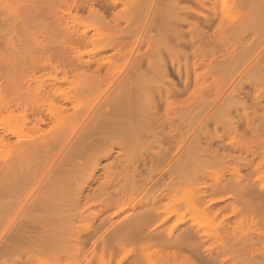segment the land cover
<instances>
[{
  "label": "rangeland",
  "instance_id": "rangeland-1",
  "mask_svg": "<svg viewBox=\"0 0 264 264\" xmlns=\"http://www.w3.org/2000/svg\"><path fill=\"white\" fill-rule=\"evenodd\" d=\"M10 2L0 40L23 52ZM95 7L74 23L82 64L42 77L57 86L41 137L1 150L0 264H264V0ZM51 130L7 175L17 143Z\"/></svg>",
  "mask_w": 264,
  "mask_h": 264
},
{
  "label": "bare ground",
  "instance_id": "bare-ground-1",
  "mask_svg": "<svg viewBox=\"0 0 264 264\" xmlns=\"http://www.w3.org/2000/svg\"><path fill=\"white\" fill-rule=\"evenodd\" d=\"M10 1L12 3L11 14L14 18V26L21 32L23 31L24 37H17V41L22 45L24 51L21 52L14 41L8 44L0 40V153H2V149L12 145V135H15L19 130L28 128V130L32 129L33 133L35 131L39 132L40 135L43 128L48 125L47 112L49 105L55 98L54 95L56 94L53 93V88L57 86V83L44 81L42 77L62 72L65 77H63L64 81L68 79L70 71L78 69V65L82 64L81 56H76L75 53L78 45L84 41L87 34L85 31L78 32L74 27L78 11L88 6L91 12L103 13V11L95 7L96 3H106L111 6H117L119 3V0ZM74 9L76 10L75 14L73 13ZM70 18L72 19L70 20ZM54 27L62 29L63 32L59 36L54 33H43V38H40L42 30L54 32ZM53 37H63V39L56 41ZM47 69L49 70L47 71ZM42 71H44L43 74L37 75L38 72ZM8 91H12L13 97L2 96V94L6 95ZM66 118L69 117L67 116ZM7 122H15L17 126L15 128H7L4 126ZM76 127L77 125H75ZM75 130L73 131L75 132ZM49 133H47L48 136L45 134L47 138H44L46 137L44 135L42 136L43 140L40 139L41 135L40 137L37 135L38 137L35 136L36 139L30 137L31 140L25 144L21 140L20 143L16 142L17 145L15 146L14 142L13 145L19 150L15 160L11 162L12 164L6 165L10 168L6 174L19 172L31 161L43 154H47L56 142L54 135L51 134L54 131L51 130ZM18 140L20 139L18 138ZM185 143L187 142L184 138L180 145H185ZM15 147L14 149L16 150ZM51 169L50 171H52ZM47 171L41 175V180H38L39 186L37 187L40 190L45 187V182L47 183L50 176H52L50 175L51 172ZM38 188L37 192H40Z\"/></svg>",
  "mask_w": 264,
  "mask_h": 264
}]
</instances>
